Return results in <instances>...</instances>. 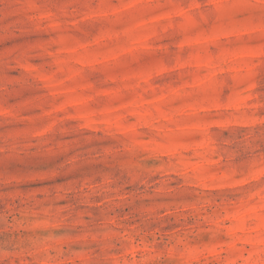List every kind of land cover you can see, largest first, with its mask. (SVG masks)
<instances>
[{
  "label": "rangeland",
  "instance_id": "374dc122",
  "mask_svg": "<svg viewBox=\"0 0 264 264\" xmlns=\"http://www.w3.org/2000/svg\"><path fill=\"white\" fill-rule=\"evenodd\" d=\"M0 264H264V0H0Z\"/></svg>",
  "mask_w": 264,
  "mask_h": 264
}]
</instances>
